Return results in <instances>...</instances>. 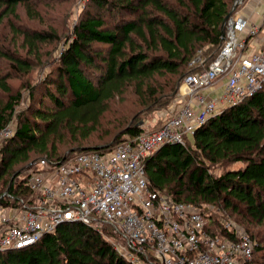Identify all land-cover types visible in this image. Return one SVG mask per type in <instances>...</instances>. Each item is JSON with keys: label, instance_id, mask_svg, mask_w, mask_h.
Returning <instances> with one entry per match:
<instances>
[{"label": "trees", "instance_id": "1", "mask_svg": "<svg viewBox=\"0 0 264 264\" xmlns=\"http://www.w3.org/2000/svg\"><path fill=\"white\" fill-rule=\"evenodd\" d=\"M45 1L0 0V134L14 126L0 141V206L32 196L31 164L111 150L146 132V118L217 57L235 0H88L71 27L44 20ZM261 87L184 144H165L144 160L154 191L208 213L220 234L222 218L240 225L257 244L254 264L264 252V233L255 230L264 227ZM239 161L244 166L232 169ZM104 230L119 240L111 225ZM106 236L64 223L27 248L0 251V264H131Z\"/></svg>", "mask_w": 264, "mask_h": 264}, {"label": "built area", "instance_id": "2", "mask_svg": "<svg viewBox=\"0 0 264 264\" xmlns=\"http://www.w3.org/2000/svg\"><path fill=\"white\" fill-rule=\"evenodd\" d=\"M262 22L249 25L243 16L228 20L217 57L206 69L186 76L155 130L111 150L31 164L26 174L32 196L20 205L0 206V251L27 248L64 223L82 222L105 236L104 225H111L119 240L106 238L131 264H254L257 244L240 225L222 218L226 232L220 234L196 206L154 191L144 160L165 144H184L209 118L262 88L264 17ZM200 61L202 65L200 58L194 64ZM220 82L221 96L205 93ZM13 132L9 125L0 141Z\"/></svg>", "mask_w": 264, "mask_h": 264}, {"label": "rangeland", "instance_id": "3", "mask_svg": "<svg viewBox=\"0 0 264 264\" xmlns=\"http://www.w3.org/2000/svg\"><path fill=\"white\" fill-rule=\"evenodd\" d=\"M52 1H54V0H52ZM52 1L51 0H46L44 3L41 4L43 6L42 7L43 8L42 9L43 10L42 12H44V14L45 13H48V16H46L44 18V20H46L47 22L55 21L57 26H60V24L63 21L67 20L68 25L71 27V25L74 24L77 21L80 12L83 11V9H84V7H85V5H86V3H87L88 0H76L75 4L73 6H72L71 3H70V6H67V5L61 3V1L60 2H56L55 1L54 3ZM236 1L237 0H235L233 2V5L235 4ZM244 2H243V4H244ZM242 5L238 8L237 12H235L233 14L234 17H238L239 15H241V12L244 10L243 9L244 6H242ZM257 11L259 13L263 14L264 13V5H262L261 7H259L257 9ZM19 12H20L21 15H23L22 9H20ZM23 19H26V18H23ZM48 20H51V21H48ZM46 21H44V22H46ZM23 22H25V21L23 20ZM237 35H238V37L240 39L246 37V34H240L239 32L237 33ZM248 46H249V48H251V46H254L253 39H251V37L248 39ZM202 60H205V58L203 57ZM199 63L201 65V61ZM36 76H37V73L34 75V77L36 78ZM14 83L17 84V85L19 84L18 81H14ZM181 85H182V83L180 84V86ZM213 90H214V88L213 87H210L209 89L205 90V93H208L209 94ZM178 93H180V90H179ZM222 93H223V88L220 87L218 90L215 89V92H214L213 96L214 97H219V96L222 95ZM168 108H169V106L166 109L157 110L156 112L152 113L151 115H149L146 118V120H145L144 123H145V126H146L147 131L155 130L156 127H159L163 123V117H164L165 113L167 112ZM187 137L190 138V139H192V134H188ZM242 166H244V163L241 162V161H239L236 164H233L231 166V168L232 169H237V168L242 167ZM28 171H26V172L24 171L25 172V175H26V173ZM216 173L219 174L221 172L220 171H217ZM207 215H209V214L207 213ZM207 215L205 217H207L208 219H210ZM210 221H211V219H210ZM255 230H260L262 233H264L263 232L264 231V227H258V226H256L255 227ZM256 264H264V252H261L258 255V263H256Z\"/></svg>", "mask_w": 264, "mask_h": 264}, {"label": "crops", "instance_id": "4", "mask_svg": "<svg viewBox=\"0 0 264 264\" xmlns=\"http://www.w3.org/2000/svg\"><path fill=\"white\" fill-rule=\"evenodd\" d=\"M262 5H264V2H260V0H246L244 4L242 5L244 6L243 8L244 10L241 12V15H239L238 17L240 16L245 17L248 20L249 25H252V24L261 25L263 23L262 21H263L264 13L263 14L259 13L257 9L261 7ZM222 84L223 82H220L219 85H217V87L214 88L212 92H210L209 94L207 93V94L210 95L211 97H214L213 94L215 92V89L218 90L220 87L222 88L223 87Z\"/></svg>", "mask_w": 264, "mask_h": 264}, {"label": "water", "instance_id": "5", "mask_svg": "<svg viewBox=\"0 0 264 264\" xmlns=\"http://www.w3.org/2000/svg\"><path fill=\"white\" fill-rule=\"evenodd\" d=\"M245 0H237L235 2V4L233 5V10L231 11V13L226 17L225 21L223 22V37L225 36V33H226V28H227V25H228V20L233 17V14L235 12H237L238 8L243 4ZM16 250V249H15Z\"/></svg>", "mask_w": 264, "mask_h": 264}]
</instances>
